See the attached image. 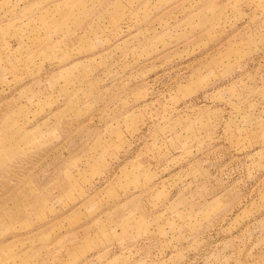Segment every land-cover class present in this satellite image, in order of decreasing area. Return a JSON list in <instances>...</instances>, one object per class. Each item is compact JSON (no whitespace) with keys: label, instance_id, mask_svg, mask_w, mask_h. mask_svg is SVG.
<instances>
[{"label":"rangeland","instance_id":"obj_1","mask_svg":"<svg viewBox=\"0 0 264 264\" xmlns=\"http://www.w3.org/2000/svg\"><path fill=\"white\" fill-rule=\"evenodd\" d=\"M0 264H264V0H0Z\"/></svg>","mask_w":264,"mask_h":264}]
</instances>
